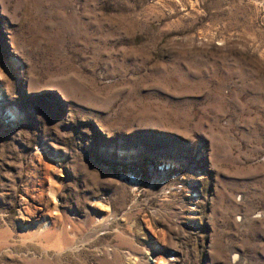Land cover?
Segmentation results:
<instances>
[{
    "label": "rangeland",
    "instance_id": "obj_1",
    "mask_svg": "<svg viewBox=\"0 0 264 264\" xmlns=\"http://www.w3.org/2000/svg\"><path fill=\"white\" fill-rule=\"evenodd\" d=\"M150 259L264 264V0H0V264Z\"/></svg>",
    "mask_w": 264,
    "mask_h": 264
},
{
    "label": "bare ground",
    "instance_id": "obj_2",
    "mask_svg": "<svg viewBox=\"0 0 264 264\" xmlns=\"http://www.w3.org/2000/svg\"><path fill=\"white\" fill-rule=\"evenodd\" d=\"M11 112V114L15 117L16 116V112L13 109L9 110ZM235 256V255H234ZM234 258V257H233Z\"/></svg>",
    "mask_w": 264,
    "mask_h": 264
},
{
    "label": "built area",
    "instance_id": "obj_3",
    "mask_svg": "<svg viewBox=\"0 0 264 264\" xmlns=\"http://www.w3.org/2000/svg\"><path fill=\"white\" fill-rule=\"evenodd\" d=\"M148 262H149V264H153V261L151 259Z\"/></svg>",
    "mask_w": 264,
    "mask_h": 264
}]
</instances>
